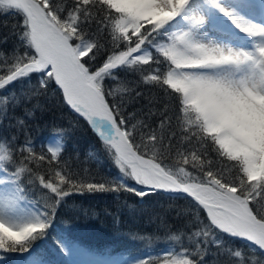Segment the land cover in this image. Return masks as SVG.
I'll return each instance as SVG.
<instances>
[{
  "label": "snow or ice",
  "instance_id": "obj_1",
  "mask_svg": "<svg viewBox=\"0 0 264 264\" xmlns=\"http://www.w3.org/2000/svg\"><path fill=\"white\" fill-rule=\"evenodd\" d=\"M0 16V253L57 264L39 249L58 211L111 194L184 201L168 246L125 264H264V0H0ZM53 97L89 148L71 123L32 135ZM49 251L98 255L65 232Z\"/></svg>",
  "mask_w": 264,
  "mask_h": 264
},
{
  "label": "trees",
  "instance_id": "obj_2",
  "mask_svg": "<svg viewBox=\"0 0 264 264\" xmlns=\"http://www.w3.org/2000/svg\"><path fill=\"white\" fill-rule=\"evenodd\" d=\"M4 20L0 16V25ZM7 22L10 25L15 20L9 17ZM3 31L6 29L0 27V32ZM69 123L76 125L74 142L84 148L94 144L84 122L79 121L77 124L76 115L59 101V97H53L47 110L38 113V119L32 125V135L38 139L47 138L54 126H67ZM89 166L101 177L115 174L103 156L99 157V163L93 161ZM169 204L175 208L182 206L184 201L170 202L167 197H149L140 203L139 198L124 196L118 202L111 194L75 195L58 211L51 238L41 246L40 254L45 260L64 264L68 257L62 253L52 254L49 245H52L58 232H65L82 246L95 250L98 256L122 255L133 258L145 253L155 255L168 246V229L161 219L166 220L172 230L179 228L182 223L174 212L165 214ZM134 235L151 236V245L148 246V241L134 239ZM0 257V264H25L29 254L0 253Z\"/></svg>",
  "mask_w": 264,
  "mask_h": 264
},
{
  "label": "rangeland",
  "instance_id": "obj_3",
  "mask_svg": "<svg viewBox=\"0 0 264 264\" xmlns=\"http://www.w3.org/2000/svg\"><path fill=\"white\" fill-rule=\"evenodd\" d=\"M100 258L97 257H77L76 259L81 262V264H88V262L92 259ZM101 259H107L109 261L114 262V264H125V261L131 259L130 257L126 256H117V257H101Z\"/></svg>",
  "mask_w": 264,
  "mask_h": 264
}]
</instances>
